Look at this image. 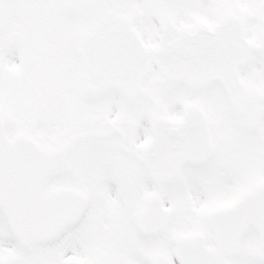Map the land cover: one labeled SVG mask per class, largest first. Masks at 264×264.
<instances>
[{
    "label": "snow or ice",
    "instance_id": "snow-or-ice-1",
    "mask_svg": "<svg viewBox=\"0 0 264 264\" xmlns=\"http://www.w3.org/2000/svg\"><path fill=\"white\" fill-rule=\"evenodd\" d=\"M0 264H264V0H0Z\"/></svg>",
    "mask_w": 264,
    "mask_h": 264
}]
</instances>
